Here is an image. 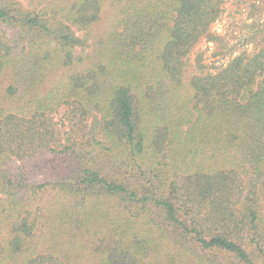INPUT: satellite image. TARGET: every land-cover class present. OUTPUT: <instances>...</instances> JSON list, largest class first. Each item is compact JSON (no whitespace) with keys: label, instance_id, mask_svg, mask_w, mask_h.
Instances as JSON below:
<instances>
[{"label":"trees","instance_id":"trees-1","mask_svg":"<svg viewBox=\"0 0 264 264\" xmlns=\"http://www.w3.org/2000/svg\"><path fill=\"white\" fill-rule=\"evenodd\" d=\"M226 1L0 0V264H264V21L194 55Z\"/></svg>","mask_w":264,"mask_h":264},{"label":"rangeland","instance_id":"rangeland-1","mask_svg":"<svg viewBox=\"0 0 264 264\" xmlns=\"http://www.w3.org/2000/svg\"><path fill=\"white\" fill-rule=\"evenodd\" d=\"M256 4V0L225 2L223 15L212 25V32L219 35L222 40L217 43L202 41L194 51V55L198 51L203 53V61L210 71H216L238 53L253 49V45L246 42L249 34L248 25L253 20L264 21V12H258ZM194 55L193 59L196 58ZM56 119L60 121L61 115Z\"/></svg>","mask_w":264,"mask_h":264}]
</instances>
